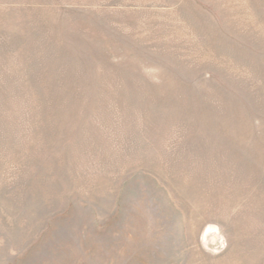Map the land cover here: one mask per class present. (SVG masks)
I'll list each match as a JSON object with an SVG mask.
<instances>
[{
  "label": "rangeland",
  "instance_id": "374dc122",
  "mask_svg": "<svg viewBox=\"0 0 264 264\" xmlns=\"http://www.w3.org/2000/svg\"><path fill=\"white\" fill-rule=\"evenodd\" d=\"M0 264H264V0H0Z\"/></svg>",
  "mask_w": 264,
  "mask_h": 264
}]
</instances>
